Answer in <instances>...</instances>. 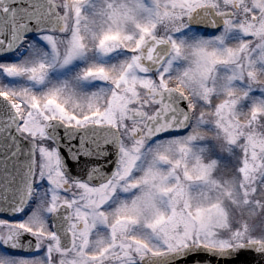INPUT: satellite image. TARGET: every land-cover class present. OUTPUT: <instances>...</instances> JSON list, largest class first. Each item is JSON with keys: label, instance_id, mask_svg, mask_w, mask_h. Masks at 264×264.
<instances>
[{"label": "snow or ice", "instance_id": "snow-or-ice-1", "mask_svg": "<svg viewBox=\"0 0 264 264\" xmlns=\"http://www.w3.org/2000/svg\"><path fill=\"white\" fill-rule=\"evenodd\" d=\"M0 264H264V0H0Z\"/></svg>", "mask_w": 264, "mask_h": 264}]
</instances>
